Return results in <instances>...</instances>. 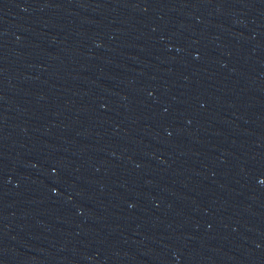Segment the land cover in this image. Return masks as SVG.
Listing matches in <instances>:
<instances>
[{
    "label": "water",
    "instance_id": "1",
    "mask_svg": "<svg viewBox=\"0 0 264 264\" xmlns=\"http://www.w3.org/2000/svg\"><path fill=\"white\" fill-rule=\"evenodd\" d=\"M0 264H264V0H0Z\"/></svg>",
    "mask_w": 264,
    "mask_h": 264
}]
</instances>
